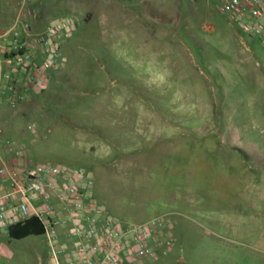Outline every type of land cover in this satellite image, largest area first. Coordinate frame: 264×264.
Segmentation results:
<instances>
[{
    "label": "rangeland",
    "instance_id": "374dc122",
    "mask_svg": "<svg viewBox=\"0 0 264 264\" xmlns=\"http://www.w3.org/2000/svg\"><path fill=\"white\" fill-rule=\"evenodd\" d=\"M15 3L0 0V26ZM39 9L42 24L69 15L75 29L47 86L0 111L2 138L35 162L88 170L118 224L169 221L168 252L126 264H264V42L218 0H42ZM46 253L42 235L0 229V264H45Z\"/></svg>",
    "mask_w": 264,
    "mask_h": 264
},
{
    "label": "built area",
    "instance_id": "2783aa9c",
    "mask_svg": "<svg viewBox=\"0 0 264 264\" xmlns=\"http://www.w3.org/2000/svg\"><path fill=\"white\" fill-rule=\"evenodd\" d=\"M41 2L16 0L10 23L0 26V111H15L28 93L47 86L61 62V43L75 29L69 15L42 24ZM218 8L242 33L264 42V0H218ZM2 137L0 127L9 153L0 160V229L37 217L45 264H126L168 252L173 237L164 216L118 224L94 197L88 170L35 162L23 143Z\"/></svg>",
    "mask_w": 264,
    "mask_h": 264
},
{
    "label": "trees",
    "instance_id": "16d2710c",
    "mask_svg": "<svg viewBox=\"0 0 264 264\" xmlns=\"http://www.w3.org/2000/svg\"><path fill=\"white\" fill-rule=\"evenodd\" d=\"M43 225L35 216H29L26 219L10 226L7 235L13 239H21L29 235H41Z\"/></svg>",
    "mask_w": 264,
    "mask_h": 264
},
{
    "label": "crops",
    "instance_id": "0c3cea01",
    "mask_svg": "<svg viewBox=\"0 0 264 264\" xmlns=\"http://www.w3.org/2000/svg\"><path fill=\"white\" fill-rule=\"evenodd\" d=\"M25 101V100H24ZM24 101L18 106V108L24 103ZM15 111H13V113H14ZM7 133H6V135H9V136H12L13 135V133L12 132H14V129H9L8 131H6ZM3 152V151H2ZM5 152H6V150H5ZM5 152H3V154L5 153ZM8 153V152H7ZM260 157H262V156H264V154H261V155H259ZM30 159H32L31 157H30ZM261 240L263 239L264 240V237H259Z\"/></svg>",
    "mask_w": 264,
    "mask_h": 264
}]
</instances>
